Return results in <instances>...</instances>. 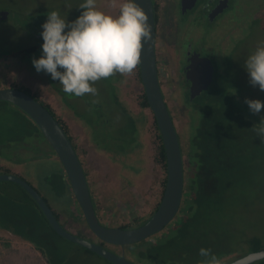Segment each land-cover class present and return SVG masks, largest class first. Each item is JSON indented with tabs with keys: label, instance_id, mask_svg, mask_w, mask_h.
<instances>
[{
	"label": "rangeland",
	"instance_id": "374dc122",
	"mask_svg": "<svg viewBox=\"0 0 264 264\" xmlns=\"http://www.w3.org/2000/svg\"><path fill=\"white\" fill-rule=\"evenodd\" d=\"M155 1L159 17L156 43L159 78L180 135L184 165L187 167L192 146L182 71L186 52L191 48L198 49L213 59L215 73L209 88L204 90L205 97L214 91H221L223 95L232 92L229 101L235 104L236 111L246 110V116L258 124L264 116V108L259 114H252L244 100L264 101V91L249 84L242 64L257 44L264 42V0H231L230 6L214 23L208 20L206 12L198 8L206 0H199L198 6L188 16L182 13L180 0ZM81 2L0 0V12L11 14L0 20V88L25 85L41 94L45 91V99L52 107L54 105L55 110L59 108V103H63L64 107H70L77 116L86 120L90 129L85 130H89L93 138L90 141L88 137L82 138L77 147L82 154L100 219L108 226L128 224L134 227L151 217L161 201L162 183L167 176L157 161L158 138L154 114L151 108L141 106L145 89L137 74V66L124 76L128 91H124L123 96L114 74L95 82V95L77 97L65 94L58 81H53L49 75L37 73L31 62L34 56L41 54L40 26L47 13L58 10L66 15L68 12L67 19L71 21L80 15L82 10L78 6ZM121 2L97 0V7L115 15ZM220 74L227 77L223 88L216 83ZM122 99L126 101L134 123L122 109L125 105ZM212 104L218 106L220 103L213 99ZM29 121L19 108L0 100V167L9 166L46 194L43 176L59 165V159L52 160L51 157L56 155L53 147L42 131L30 125ZM258 145L249 150L245 149L247 144L241 146L245 152H255V157L236 169L232 190L235 196L231 200L233 211L224 213L222 225L211 221L205 226L210 242L207 249L220 264H229L237 256L250 252L243 241L245 236L257 232L264 239V144ZM14 188L20 189L10 180H0V195L16 199L11 191ZM18 193L22 195V192ZM65 205L64 201L54 202L53 205L60 212L64 227L73 234L98 242L99 238L88 227L83 213H74ZM0 235L11 243V249H0V264H48L34 244L22 236L1 227ZM201 240V236L198 239L189 236L185 249L165 244L158 255L147 251L148 245L142 241L125 248L111 244L106 246L119 254L124 252L126 258L135 264H201L204 258L199 256V251H195ZM56 241V250L66 257L67 264H113L67 239L57 237ZM181 253L187 259H182Z\"/></svg>",
	"mask_w": 264,
	"mask_h": 264
},
{
	"label": "trees",
	"instance_id": "16d2710c",
	"mask_svg": "<svg viewBox=\"0 0 264 264\" xmlns=\"http://www.w3.org/2000/svg\"><path fill=\"white\" fill-rule=\"evenodd\" d=\"M153 3L156 12V23L158 24V4L155 0H153ZM201 3V7L207 6L209 0ZM210 5L208 8L211 7ZM8 13L9 15L5 18L10 17L11 14L10 12ZM137 74L142 81L139 63L137 64ZM226 80L227 77L225 75H218L216 81L218 87L223 88L225 86L223 83ZM184 84V98L187 105V113L190 117V143L192 146L189 164L187 167L185 166L184 196L177 219L171 222L167 229L162 231L158 236H154L153 238L151 236L142 241L148 245L147 251L154 255H158L165 244H169V246L171 245V247L176 249H185L188 246L187 239L189 236H195L197 239L200 236L202 237L199 245L195 246V251H199L201 247L207 248L210 246L209 236L207 235L208 231L205 230V226L209 225L211 221H214V224H218V226L222 225L224 213H231L233 211V203L231 200L233 196H235L232 194V190L235 185L236 177L234 175H236V169L245 161L250 162L255 157V152H245L246 150H249L256 144H264V140H261L257 136L254 128H252L257 124V121L250 118V116H246L247 112L244 109H238V111H236L235 104L229 101V99L232 98V92L223 95L221 91H214L210 93L209 96L205 97L206 92L203 91L191 100L190 90L185 78ZM12 87L25 90L49 109L55 118L59 120L77 151L73 137L70 135L69 126L41 93L33 91L29 86L25 85H14ZM213 99L220 104L218 106L212 104ZM141 106L142 108H150L145 90L142 93ZM18 108L19 107H17V109ZM19 110L29 117L22 109L19 108ZM170 113L173 121H175L171 110ZM129 118L131 122L134 123L135 119L130 115ZM29 119L31 120L29 121L30 125L40 129L30 117ZM258 126L259 125L256 127ZM154 128L158 138L157 161L162 165L167 174L163 139L156 119L154 120ZM243 143L248 145L245 151L241 150ZM5 173H11V171L5 169L3 166L0 167V174ZM86 176L88 179L87 172ZM166 181L167 176L162 183L164 188ZM12 182L18 185L20 189L14 188V190H11L17 196L16 199H9L7 196L0 195V227L8 229L33 243L48 264H67L66 257L59 254L56 250V238H65L53 229L34 197L19 183ZM43 183L46 185L44 189V193L46 194H43L40 190L35 188L51 206L60 222V212L53 206L54 202L60 203L64 201L66 203L65 206H68V209L72 212H82L61 163L55 165L53 171L50 169L44 174ZM30 184L33 186L32 183ZM18 192H22V195H19ZM93 200L97 215L99 216L94 197ZM159 204L160 202L156 205L152 214L156 211ZM100 221L102 222L101 219ZM145 222L146 220L141 224ZM102 223L106 225L105 222ZM120 227L133 228L128 224L121 225ZM188 232H191V234ZM243 241L247 244V247H249L250 252L264 249V239L260 237L257 232H254L250 236H245ZM100 243L103 244L101 241ZM0 249H11V243L5 240L1 235ZM180 256L182 259H187L183 253H181ZM238 257L241 256H237V258ZM252 264H264V259Z\"/></svg>",
	"mask_w": 264,
	"mask_h": 264
},
{
	"label": "water",
	"instance_id": "95a60500",
	"mask_svg": "<svg viewBox=\"0 0 264 264\" xmlns=\"http://www.w3.org/2000/svg\"><path fill=\"white\" fill-rule=\"evenodd\" d=\"M148 18L149 39L142 44L140 56V73L150 108L157 121L163 139L166 154L167 181L160 204L152 216L143 224L133 228L108 226L100 221L95 209L93 195L83 163L73 142L57 118L40 101L31 94L18 87L0 88V100L7 101L22 109L38 125L50 145L53 147L59 162L63 165L71 187L75 193L80 209L88 227L99 238L95 242L67 230L56 217L51 206L46 202L39 191L27 180L13 173L0 174V180H10L23 186L37 201L53 229L65 239L72 241L92 252L98 254L113 264H135L126 258L124 252L119 254L109 249L106 244L121 246L141 242L163 231L178 215L185 190V165L181 141L178 131L170 113L167 101L162 91L157 62V23L153 0H136ZM230 0H221L211 13L217 16L229 7ZM197 3V0H182L181 11L188 13ZM9 15L7 11L0 12V20ZM200 61L196 70L202 74L194 77L188 72L187 80L190 87V99L193 100L213 81L215 67L209 57L201 56L195 51ZM189 68V66H187ZM264 259V249L249 252L229 264H252Z\"/></svg>",
	"mask_w": 264,
	"mask_h": 264
},
{
	"label": "clouds",
	"instance_id": "9594fccd",
	"mask_svg": "<svg viewBox=\"0 0 264 264\" xmlns=\"http://www.w3.org/2000/svg\"><path fill=\"white\" fill-rule=\"evenodd\" d=\"M82 11L68 20L61 11L47 13L41 24V54L31 62L37 73L58 81L70 96L95 95L96 81L116 73L129 74L140 61L142 44L149 39L148 18L136 0H122L117 14L97 7V0H82ZM242 67L253 87L264 91V42L249 53ZM252 114H259L264 101L245 98ZM259 125L258 127H256ZM252 128L264 140V116ZM201 264H220L210 249L201 247Z\"/></svg>",
	"mask_w": 264,
	"mask_h": 264
},
{
	"label": "crops",
	"instance_id": "0c3cea01",
	"mask_svg": "<svg viewBox=\"0 0 264 264\" xmlns=\"http://www.w3.org/2000/svg\"><path fill=\"white\" fill-rule=\"evenodd\" d=\"M115 75L117 76L118 87H119L120 91L122 92V96H123L124 91H128L126 89V84H125L127 82V80L125 82V77H124L125 74L124 75H121L119 73H116ZM118 76H120V78H118ZM42 95L44 97H46L45 91H42ZM50 99H51V96H50ZM122 101L125 103V105H122V109L124 110L125 113L128 114V116L129 115L132 116L131 113H130V111L127 109V103H126V101L123 100V99H122ZM118 103H119V101L116 99V104H118ZM53 107H54V105H53ZM56 111H57L58 115L69 126V128H70V135L73 137V140H74V143L76 145L77 151L79 150V148L77 146L80 144L79 142H82L81 141L82 138L88 137V141L92 140L91 138H93V134L90 133L89 130H85V128L90 129L89 128V124L86 122V120L81 119L79 116H77L75 114V110L71 109L70 107H64V104L63 103H59V108L56 109ZM80 127L82 129H80ZM134 130H135V128H134ZM94 140H96V139L94 138ZM86 146H87V144H86ZM84 149H86V148L84 147ZM78 153H79V151H78ZM81 155L82 154L79 153V156H80L81 161L83 163V159H82V156ZM51 158H52V160H57V156L56 155L53 156V157H51ZM59 164H60V162H59ZM83 166H84V169H85L84 163H83ZM4 168L7 169V170H10L11 173L13 172V174H16L17 173V172H14L15 170L11 169L9 166L4 167ZM15 169H17V168H15ZM51 171H53V169ZM16 175H19V174H16Z\"/></svg>",
	"mask_w": 264,
	"mask_h": 264
},
{
	"label": "flooded vegetation",
	"instance_id": "af4514ba",
	"mask_svg": "<svg viewBox=\"0 0 264 264\" xmlns=\"http://www.w3.org/2000/svg\"><path fill=\"white\" fill-rule=\"evenodd\" d=\"M220 2H221V0H209V3H208L207 6L200 7L201 5L198 6L199 0H197L196 5L188 13H186V15H189V13L192 12L198 6L199 9H202L203 12H206V17L208 18V20L210 22L214 23L223 12L219 13L217 16H214V13H211V11L214 10L215 7ZM181 3H182V0H180V8H181ZM209 5L211 7L208 8ZM229 5H230V2H229ZM195 51L200 52L201 56L209 57L212 60V62H213V59L210 56L203 54L202 51H199L198 49H192L191 48V50L186 52V55H185L186 62L183 64L182 71L184 72V76H185L186 82L188 83L189 90H190V87H191L192 83L189 80H187L186 73L188 72V74L190 76L194 77V75H193V72H194L197 75V78H198L199 77L198 75L202 74V72H203V71H201L200 74H199V71L196 70V68H195V67L199 66V61H200L199 57L196 54H194ZM193 64H194L195 67L193 66ZM187 66H189V68ZM98 242H100V240Z\"/></svg>",
	"mask_w": 264,
	"mask_h": 264
}]
</instances>
